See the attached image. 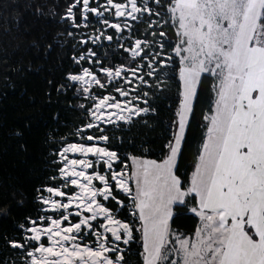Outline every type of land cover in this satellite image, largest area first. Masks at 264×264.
<instances>
[{"label": "snow or ice", "instance_id": "snow-or-ice-1", "mask_svg": "<svg viewBox=\"0 0 264 264\" xmlns=\"http://www.w3.org/2000/svg\"><path fill=\"white\" fill-rule=\"evenodd\" d=\"M81 3L83 25L75 24L73 11ZM152 3L159 5L161 0H152ZM111 9H115V17H128L132 21L145 13L149 17L160 15L154 12L149 0L139 3L138 0L123 3L106 0V5L97 7H90V0H75L66 15L74 26L88 27V13L103 18L104 12ZM167 10L171 20L178 23L179 42L172 51L184 65L180 69L183 90L176 113L178 131L168 145L169 154L162 163L131 157L134 165L131 173L126 171V164L124 169L116 171L113 165L121 162L120 157L116 151L100 146L101 141H109V136L103 134L99 123H128L133 116L138 117L149 109L133 104L128 98L130 93L122 87H116L115 92L123 100L111 94L93 98L92 86L104 89L106 83L88 67L78 73H68L66 79L80 84L78 91L93 99L91 107L86 109L91 122L79 131L97 129L100 134L84 138L92 141L91 144L67 143L58 153L62 164L58 172L64 184L46 187L43 191L49 195L45 197L41 193L39 199L48 210L59 213V218L39 217L43 224L30 220L31 227L26 229L30 235L23 242L8 241L12 248L25 251V264H124L120 243L129 244L133 226L116 218V212L125 202L114 190L131 197L132 215L138 214L143 222V264H264V0H169ZM98 22L103 29L88 38L93 43L102 38L113 40L112 35L105 36L104 29H114L117 33L131 30L127 19L123 24L111 23L108 19ZM155 23L151 21L148 27ZM158 34L162 38L166 36L163 31ZM80 42L87 44L88 40ZM157 43L163 49V43ZM151 46L141 39H135L128 48L120 45L133 60L137 57L148 60L145 49ZM96 55L89 49L74 60L77 64L80 61L99 64V71L108 84L117 79L131 84L132 77L141 84L148 83L144 76L138 75L142 66L104 67L94 59ZM152 55L153 59L147 63L149 77L156 75L155 63L166 67L170 59H164L161 52ZM202 73H211L219 79L218 99L214 114L205 117L210 119L207 138L190 187L185 188L176 174V161ZM64 87L61 85L57 90ZM69 153L83 158H69ZM89 156L97 159H88ZM97 164L104 170H97ZM97 181L100 186L94 183ZM72 186L78 191L69 194L64 190ZM193 194L199 199L191 212L200 218L202 225L196 228L194 238L177 235L172 244L169 220L174 215V205L185 204L186 198ZM108 201L115 202V211L106 206L104 202ZM73 208L76 211H70ZM72 216L77 218L75 223L70 222ZM86 235L95 237L94 244L82 242Z\"/></svg>", "mask_w": 264, "mask_h": 264}, {"label": "trees", "instance_id": "trees-1", "mask_svg": "<svg viewBox=\"0 0 264 264\" xmlns=\"http://www.w3.org/2000/svg\"><path fill=\"white\" fill-rule=\"evenodd\" d=\"M72 2L0 0V264H25V251L12 248L8 241L23 242L24 228L43 214L37 195L44 186L52 184L55 152L62 144L75 141L83 133L80 128L90 122L86 109L91 98L78 91L80 84L66 79L68 73H78L86 66L85 61L77 64L74 58L91 47L97 54L94 59H99L104 67L136 65V59L107 43L106 48L89 43L76 48L77 30L62 18ZM168 3L169 0H161V6ZM75 14L78 21V13ZM143 27L140 24L132 36L140 38ZM163 30L173 39L171 26ZM165 45L164 50L169 52L172 44ZM162 69L166 74L159 87H142L147 93L148 112L132 117L128 123H99L103 134L109 136V141L102 144L116 151L121 162L129 164L131 157L162 161L168 154L181 92L178 63L174 60ZM96 73L107 83L103 73ZM213 81L212 75L202 73L191 102L175 169L185 188L209 121L205 117H209L213 100ZM61 85L65 87L58 91ZM91 92L103 90L92 88ZM93 131L86 130L87 134H100ZM194 204L195 196L191 195L185 204L174 205V215L169 220L172 232L193 234L198 217L188 207ZM125 209H120L118 218L128 219ZM126 249L125 264H142L141 242L134 230L133 241Z\"/></svg>", "mask_w": 264, "mask_h": 264}, {"label": "rangeland", "instance_id": "rangeland-1", "mask_svg": "<svg viewBox=\"0 0 264 264\" xmlns=\"http://www.w3.org/2000/svg\"><path fill=\"white\" fill-rule=\"evenodd\" d=\"M105 1L106 0H90V7L102 6V3H104ZM114 1L115 2H125V0H114ZM74 2H75V0H73L72 3H74ZM139 2H140V0H138V3ZM149 3L153 6L154 12H159L160 15L159 16L152 15L151 17H149V15L147 13H145L144 15L140 16L139 19L136 20V21H132L131 19H127L128 22L131 24V30L129 31L128 29H125L123 31V33H117L114 29H110V28L104 29L105 36H107V35H112L113 36V40L112 41H108V40L102 38L99 41H96L95 43H93L88 38L90 36L94 37L95 35H97L98 34V31H97L98 29H103L102 23H99L98 22V20H100V19H108L109 21H114L116 23L123 24V22H124L125 19H122V18L115 19L114 18V12H115L114 9H111L110 12H104L103 18H97L95 16V14L88 13V21H87L88 27H83V26L76 27V26H74L73 20L70 19V18H68L67 15H66L67 9L65 10L64 14L62 15V18L67 20V22H68V24H69L70 27H74L77 30L76 32H74V33L77 34L76 35L77 37H76L75 40L79 42V45H77L76 48L77 47H82L84 45L83 43L80 42L81 40H88V43L91 46L94 45L97 48H106V46L104 45V43H107V44H110V46H113L115 48H119L120 50L124 51L120 47V45L123 44L124 45V48L130 47L131 44H132V42L137 38L135 36H132V34L137 32L138 28L140 27V24H144V27L141 29V35H140L141 37L140 38H137V39L146 40V41H148L152 45L150 48H146L145 49L146 53H148V60H152L153 59V55L152 54H154L156 52H161L164 59H168V57H170V59H168L167 66H169L171 64V62L175 60V62L178 63V70H177V72H178V76H179V80H180V69L184 65L181 64V58L179 56H177L172 51V49L175 47V45L179 42V38L177 36L178 23H175V22H173L171 20L170 13L167 10L168 9V5L167 4L166 5H162V6H161V4L156 5V4H153L152 3V0H149ZM81 9H82V3L80 5H78L76 8L73 9L74 13H76V12L78 13V21H76V19H75V24H81V25H83V23H85L82 20L81 15H80ZM101 11H103V7H101ZM89 15L91 17V20H90ZM146 17H149V18H146ZM151 21H157V23L153 24V26L151 28H149L148 25H149V23ZM97 24H99V25L97 26ZM167 26H171L172 27V30L174 31V37H173V39H170L167 34L163 38L160 37L159 34H158L160 31L165 32L163 30V28L164 27H167ZM153 32L157 33V35L156 36H153L152 35ZM157 42L163 43V45H164L163 49H160L159 48V45H158ZM165 43H171L172 44V49H170L169 52H166L164 50V48L166 46ZM89 49H91V47H87L86 50L80 52L77 57H79L80 55H83V54L87 53V51ZM125 53H126L127 56L131 57L130 53H128V52H125ZM182 55H187V53H183ZM135 59H136V61H135L136 65L134 66V68H136L137 66H142L141 67V71L138 73V75L144 76V79L148 82L147 84H141L140 81L137 80V79H135L134 77H132V83L131 84H125L123 79H117V80H113L110 84L106 83V87L104 89H102L103 90V93H100V92H97V93L91 92L92 93V97L95 98L97 96H103V95L111 94V95H115L117 97V99L123 100L125 98L120 97L115 92V88L116 87H122V88H124V90H126V91H128L130 93V96L128 98L129 99H132L133 104L137 105L138 107L145 108L146 107V103H144V101L146 99H145L144 93H146V91L142 87H145V86H149L150 88L152 86L159 87L160 86L159 85L160 84L159 82L163 80V78L165 77L166 72H165L164 69H162L161 65H159L158 63H155L153 66L157 69L156 75L153 76V77H149V76L146 75V73L150 70L147 67L148 60H143L140 57H137ZM95 60H99V59H95ZM85 62H86V66H83V67H88L92 71L100 73V71H99L100 65L99 64H94V63H92L90 61H85ZM209 74L212 75L211 73H209ZM128 75L131 76L130 73H128ZM213 78H214V81H213L214 82V85H213V90L214 91H213V100H212V104H211V108H210V113L208 114L209 115V118L214 114L216 100L218 99L217 90H218V85H219V79L216 76H213ZM150 79L152 81H149ZM152 84H155V85H152ZM92 88L95 89V90L100 89V88L95 87L94 85L92 86ZM92 88H91V90H92ZM133 89H135V90H133ZM182 90H183V88H182V82L180 80V92H182ZM136 96H140L141 99L140 100H136L135 99ZM181 100H182V96H181L180 102L178 104L177 111L179 110V107H180V104H181ZM90 101H91L90 103L92 105L93 99L91 98ZM91 105L89 106V108L91 107ZM176 120H177V118H176ZM208 120L209 121L207 123V130H208V127L210 126V119H208ZM90 122H91V118H90ZM100 123H102V122H100ZM86 130H91V129H85L82 134H78L75 141H85L84 138L86 137V135H91V134H87ZM207 130H206L205 135L203 136V139H202V141H201V143L199 145V149H198V153H197V156H196V159H195L194 167H193V170H192V172L190 174V178H189V181L187 183L186 188L187 187H190V181H191L192 173L195 171L196 165L199 162V157H200V153L202 151V146H203V143H204L205 139L207 138ZM177 131H178V127L176 126V129L174 131V135H175V133ZM93 132L98 133L97 129H95V131H93ZM174 135H173L172 141L174 140ZM70 142H72V141H70ZM102 143H103V141H102ZM60 147L55 152V158L52 160V162L55 163L56 166L54 167L55 174L52 175L51 178L52 177H55L56 179L53 180V179L50 178L52 184L46 185L47 187H49V186H51V187H62L63 184H64V181H63V179L61 177H59V172H58L59 167L62 166V164L59 161V156H58V153H59V151L61 149ZM168 154H169V151H168ZM68 155H69V158H77V159L81 158V156H79V155L78 156L77 155L76 156H73V155H70V154H68ZM166 157L164 159H166ZM88 159H93V157L92 156H89ZM138 159L139 160H151V159H140V158H138ZM163 160L162 161H156V162L157 163H162ZM125 164H126L125 162H120V164L118 166H115V163H114L113 168L116 171H121L122 169H124V165ZM126 165H127L126 171L128 173H131L134 170V165H133L132 159H131L130 163L129 164H126ZM97 170L103 171L104 169L101 168V166L99 164H97ZM89 171L91 172L92 170L90 169ZM94 183H96L97 186H100L99 185V182H94ZM131 184H132L133 189H135V181L134 180L131 182ZM46 186H44L42 188V192H41V193H43V195L45 197H47L49 195L46 191H43V189H45ZM64 190H66L69 194H72V193H74V191L76 190V188L72 186V187L66 188ZM41 193H39L37 195V201L40 202L41 208H42L41 209V212H43V214L40 217H42V216H50V215H52L54 218L59 217V213H53L51 210H48L47 206H45L42 203V201L39 199ZM114 194L117 195L120 200H122V201L125 202L124 207H126L125 210H126V214L128 216V219L127 220H123V221L129 223L130 225L132 224L133 230L139 236V240L141 242V257H142L141 260H142V264H143V256H142V253H143L142 224H143V222L138 218V214L136 216H133L132 215V212H133L134 208H133V205H132L131 197H129V196H127V195H125V194H123V193H121L119 191H116V190H114ZM122 198H126V199H122ZM57 199H63V198L57 197ZM198 199H199L198 197H195V204L194 205H189L188 210L190 212H191V208L196 207L197 202H198ZM65 201H66V199H65ZM101 201H102V198H101ZM104 203H106V206H109V207L111 205H115V202L114 201H108V202H104ZM115 209H116V207L114 208V211H115ZM120 209H119V211H120ZM118 212H116V217L117 218H118V215H117ZM191 213H193V212H191ZM193 214H195V213H193ZM34 220H37L39 223L43 224L42 221H39V218L34 219ZM76 220H77L76 217L70 218V221L71 222H74ZM65 225H67V223ZM201 225H202V222H201L200 218L198 217V224H197L196 228L199 227V226H201ZM27 227H31L30 222H29V225ZM26 228H24L23 238L25 236H27V235L30 234V233H28L26 231ZM170 232L172 234L169 236V240L172 242V244H174L175 243L176 236L179 235V234L174 233L171 230H170ZM194 233H195V231L193 232V234L191 236H183V235H179V236L194 238ZM109 237H110V234H109ZM110 239H111V237H110ZM94 241H95V237L94 236H91V235H86L85 238H84V240H83V242L89 243V244L94 243ZM131 241H133V238H132ZM44 242L45 243L47 242L46 238H45V241ZM29 243L30 244H36L35 241H30ZM120 247H121V249L123 251L127 252V249H126L127 245H124L123 243H120ZM28 250H31V249L29 248ZM113 258H115V257H113ZM172 258H175V256H173ZM23 260L25 261L26 258L23 259Z\"/></svg>", "mask_w": 264, "mask_h": 264}, {"label": "bare ground", "instance_id": "bare-ground-1", "mask_svg": "<svg viewBox=\"0 0 264 264\" xmlns=\"http://www.w3.org/2000/svg\"><path fill=\"white\" fill-rule=\"evenodd\" d=\"M115 2V1H114ZM116 3H123V2H116ZM102 5H106V1L104 2V3H102ZM110 7V6H109ZM115 10V9H114ZM65 16V15H64ZM114 18L115 19H119V18H122V19H131V18H128V17H115L114 16ZM111 23H116V22H114V21H110ZM137 39V38H136ZM103 123V122H102ZM82 128V127H81ZM87 136V135H86ZM70 143H88V144H91V143H93L92 141H73V142H70ZM67 144V143H66ZM65 144V145H66ZM65 145H63L62 147H61V149H60V151L62 150V148L65 146ZM100 146H103V147H105L103 144H102V141L100 142ZM59 151V152H60ZM112 151H114V150H112ZM70 155H73V156H80V154H72V153H69ZM81 158H83V157H81ZM97 158L96 157H93V159L92 160H96ZM60 177V176H59ZM98 182V181H97ZM74 187V186H73ZM46 188V187H45ZM76 191H78V189H76L74 192H76ZM121 193H123V192H121ZM123 194H125V193H123ZM126 195V194H125ZM64 202H66V201H64ZM103 202V201H102ZM47 210V209H46ZM70 211H76V209L75 208H73V209H70ZM50 216H52V215H50ZM53 217V216H52ZM73 218L75 217V216H72ZM72 217H70V218H72ZM54 218V217H53ZM57 218H59V217H57ZM117 218V217H116ZM119 219V218H118ZM100 220H102V218H100ZM121 220V219H120ZM77 221V220H76ZM76 221H74V222H72V223H75ZM123 221V220H122ZM71 222V221H70ZM46 226V225H45ZM65 226H67V225H65ZM30 235V234H29ZM83 242V241H82ZM47 243V242H46ZM83 243H85V242H83ZM85 244H89V243H85ZM92 244H94V243H92ZM91 245V244H90Z\"/></svg>", "mask_w": 264, "mask_h": 264}, {"label": "crops", "instance_id": "crops-1", "mask_svg": "<svg viewBox=\"0 0 264 264\" xmlns=\"http://www.w3.org/2000/svg\"><path fill=\"white\" fill-rule=\"evenodd\" d=\"M206 130H207V127H206ZM206 132V131H205ZM204 135H205V133H204Z\"/></svg>", "mask_w": 264, "mask_h": 264}, {"label": "water", "instance_id": "water-1", "mask_svg": "<svg viewBox=\"0 0 264 264\" xmlns=\"http://www.w3.org/2000/svg\"><path fill=\"white\" fill-rule=\"evenodd\" d=\"M134 117V116H133Z\"/></svg>", "mask_w": 264, "mask_h": 264}]
</instances>
